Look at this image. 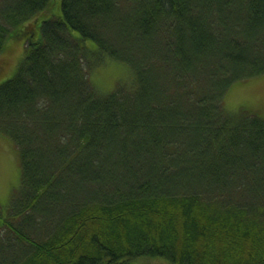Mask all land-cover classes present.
<instances>
[{"label": "trees", "instance_id": "trees-1", "mask_svg": "<svg viewBox=\"0 0 264 264\" xmlns=\"http://www.w3.org/2000/svg\"><path fill=\"white\" fill-rule=\"evenodd\" d=\"M54 1L0 0V53L26 40L0 83L22 165L0 264H264V119L222 105L264 74V0H59L23 26ZM106 57L132 82L93 84Z\"/></svg>", "mask_w": 264, "mask_h": 264}, {"label": "rangeland", "instance_id": "rangeland-1", "mask_svg": "<svg viewBox=\"0 0 264 264\" xmlns=\"http://www.w3.org/2000/svg\"><path fill=\"white\" fill-rule=\"evenodd\" d=\"M52 11H59V0L49 5L23 24L25 28H35V25L44 15H51ZM25 37L9 38L5 48L0 53V83L10 78L17 70L25 55ZM88 46L93 44L86 40ZM87 75L91 82L101 90H111L119 81L132 82V71L128 65L118 62L116 59L106 57L96 64L87 66ZM223 107L231 114L248 112L256 114L264 119V74L234 81L228 87L223 96ZM21 157L16 143L0 131V207L6 209L16 189L21 183ZM212 191H218L219 184L210 176L200 180L201 190L208 184ZM208 186V187H209ZM73 183L69 187L72 190ZM218 196V194L216 193ZM87 196L84 192L83 198ZM59 213H55L51 224L55 226ZM37 237V236H36ZM133 264H174L162 257H143L133 261Z\"/></svg>", "mask_w": 264, "mask_h": 264}]
</instances>
